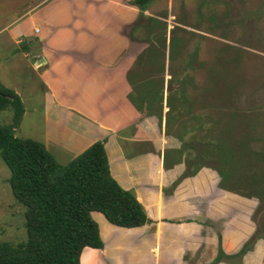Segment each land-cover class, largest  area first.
<instances>
[{
	"label": "crops",
	"instance_id": "0c3cea01",
	"mask_svg": "<svg viewBox=\"0 0 264 264\" xmlns=\"http://www.w3.org/2000/svg\"><path fill=\"white\" fill-rule=\"evenodd\" d=\"M131 30L105 51V29H96L105 35L101 41L86 28L81 54L70 59L57 54L54 62L42 55L33 63L34 71H42L44 118L53 126V143L44 140L46 147L66 164L103 139L112 175L136 193L150 219L127 228L93 211L105 245L86 247L81 264L86 252L89 264H264V236L253 241L258 228L264 231L253 219L258 198L223 189L219 173L208 166L175 185L189 155L184 152L181 162L166 165L165 153L186 141L167 133L168 89L163 106L130 97L128 70L146 46L131 40ZM247 242L251 245L245 248Z\"/></svg>",
	"mask_w": 264,
	"mask_h": 264
},
{
	"label": "rangeland",
	"instance_id": "374dc122",
	"mask_svg": "<svg viewBox=\"0 0 264 264\" xmlns=\"http://www.w3.org/2000/svg\"><path fill=\"white\" fill-rule=\"evenodd\" d=\"M100 27L109 36L103 41L105 51L118 45L122 36L129 34V27L141 44L153 39L151 32L156 33L158 41L166 42L165 70L158 68L161 61L155 63L156 74L152 77L186 80L190 98L198 101L187 110L178 103L180 116L170 125L169 135L179 138V133H185L189 160L198 154L197 147L203 150L207 132L212 130L214 134L210 140L222 137V131L231 123L229 107H224L217 91L223 83L239 84L236 98L240 106L264 112V0H152L144 11L135 0H0V82L19 93L27 108L21 125L15 129L17 136L53 143L52 122L44 118V96L39 92L45 81L39 78L42 71L33 70V63L42 55L54 62L65 53L69 59L81 54L86 28L96 35L92 38L102 41L105 35L96 32ZM25 46L29 47L26 51ZM138 56L128 73L139 65ZM35 65L38 68L40 63ZM196 115L203 117L206 130H201ZM12 121L11 108L0 112V123L10 125ZM257 145L262 147L263 143ZM181 156L180 149L167 151L164 163L166 158L170 164ZM190 176L194 175H182L181 179ZM10 177L11 170L0 157V241L17 244L27 238L26 208L15 198ZM259 204L253 219L261 227L264 202ZM89 254H84V264H89L87 257L91 261Z\"/></svg>",
	"mask_w": 264,
	"mask_h": 264
},
{
	"label": "trees",
	"instance_id": "16d2710c",
	"mask_svg": "<svg viewBox=\"0 0 264 264\" xmlns=\"http://www.w3.org/2000/svg\"><path fill=\"white\" fill-rule=\"evenodd\" d=\"M151 1L135 0V3L144 11ZM131 33V40L137 41ZM155 34L151 32L153 39L142 42L148 47L139 54L136 62L139 65L128 73L133 88L130 97L136 102L163 106L168 89L166 124L170 133L172 121L180 116L178 103L187 110L198 101L196 97L190 98L186 80L176 82L171 78L166 84L163 77H152L156 74L155 63L161 61L158 68L162 66V71L165 70L167 55L166 42L158 41ZM28 48L25 46L24 51ZM173 53L171 43V58ZM223 84L217 91L224 107H229L227 115L231 123L222 131V137L213 140L209 127L203 150L197 147L198 154L190 160L186 158L183 176L195 175L205 166L212 167L219 173L223 189L264 202V112L239 105L238 83ZM7 108L13 111V121L10 125L0 123V157L11 170L9 182L15 198L26 208L27 238L17 244L0 241V264H81L86 247L103 249L105 245L93 211L103 213L112 224L121 227H140L150 221L134 192L121 186L112 175L105 141L94 142L72 161L62 164L43 142L16 135L25 105L19 93L0 82V112ZM196 117L201 121V130H206L203 117ZM184 134L178 136L183 141ZM259 142L262 147H258ZM185 147L186 143L180 149L182 156ZM182 156L170 164L166 158L165 164L181 162ZM208 158L210 163L204 162ZM262 230L257 229L254 242L256 237L264 236ZM249 245L247 242L245 248Z\"/></svg>",
	"mask_w": 264,
	"mask_h": 264
}]
</instances>
